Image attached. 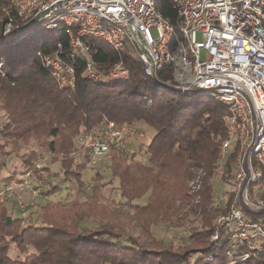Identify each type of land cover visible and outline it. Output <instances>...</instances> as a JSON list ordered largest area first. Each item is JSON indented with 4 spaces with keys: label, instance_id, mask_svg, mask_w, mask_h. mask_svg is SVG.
<instances>
[{
    "label": "trees",
    "instance_id": "obj_1",
    "mask_svg": "<svg viewBox=\"0 0 264 264\" xmlns=\"http://www.w3.org/2000/svg\"><path fill=\"white\" fill-rule=\"evenodd\" d=\"M157 10L177 24L169 0H157ZM8 20L12 26L22 24L10 0H0V108L6 114L0 136L5 144L18 148L34 141L38 149L54 155L52 162L60 157L65 181L82 188L84 164L73 170L70 158L78 134L90 132L104 119L119 126L143 122L154 133L146 145V163L128 161L114 149L110 152L111 175L118 180L128 211L101 203L102 185H96L86 201L48 202L34 222L24 225L25 220L12 217L0 199V264H264V250H251L242 261L228 257L229 229L218 241L211 240L215 219L227 211L231 199L230 194L224 205L215 207L211 184L226 134L224 106L209 97L174 94L164 83L166 71L158 74L161 84H156L144 75L128 47L117 53L102 41L91 40L89 53L74 58L63 27L55 30L56 38L38 42L31 35L37 31L13 28L5 33ZM54 51L74 67L73 88L61 86L43 63L42 55ZM87 59L94 62L101 79L84 76ZM119 60L126 64L129 77L108 79V70ZM37 156L36 151L29 152L24 168H32ZM223 173L228 180L227 171ZM101 179L96 175L98 182ZM196 180L201 190L195 194L188 183ZM56 192L54 186L45 194ZM146 194L145 204L137 203ZM189 215L199 225L189 229L186 244H165L152 237L153 225L175 221L181 227ZM249 215L257 220L261 214ZM90 220L99 224L82 227ZM260 246L264 249V241Z\"/></svg>",
    "mask_w": 264,
    "mask_h": 264
},
{
    "label": "built area",
    "instance_id": "obj_2",
    "mask_svg": "<svg viewBox=\"0 0 264 264\" xmlns=\"http://www.w3.org/2000/svg\"><path fill=\"white\" fill-rule=\"evenodd\" d=\"M10 3L22 22L16 30L29 33L63 27L71 57L87 55L91 40H100L117 53L128 47L144 75L156 84H161L158 74L166 71L169 77L164 83L174 94L209 97L224 106L226 134L216 170L227 171L232 190L227 211L215 219L211 240L218 241L229 229L226 255L240 261L247 259L251 250H264L260 246L264 241V0H169L177 15L176 25L157 10V0ZM45 11L35 23L37 28H22ZM41 58L61 86L74 87L75 69L59 51ZM84 76L101 79L91 59L85 62ZM106 77L127 80L129 70L124 61H117ZM128 134L132 135L128 126L106 119L96 129L78 134L74 143L79 149L70 153L73 166L86 159L87 166L95 167L112 149L124 154ZM79 150L85 154L80 155ZM44 173V166L33 164L2 186L0 199L10 200L17 188L43 196L47 191ZM191 186L195 194L201 190L199 180ZM198 199L196 196L195 201ZM213 204L217 207L220 202ZM252 213L261 215L254 220Z\"/></svg>",
    "mask_w": 264,
    "mask_h": 264
},
{
    "label": "rangeland",
    "instance_id": "obj_3",
    "mask_svg": "<svg viewBox=\"0 0 264 264\" xmlns=\"http://www.w3.org/2000/svg\"><path fill=\"white\" fill-rule=\"evenodd\" d=\"M8 23H10L9 20L4 25L5 33L11 31L13 28L16 29V26H11L13 23L11 25ZM32 27L37 28L38 25L35 24ZM31 35L37 37L38 42H41L51 38H56L58 36V32L55 30H40L31 33ZM131 56L134 57V54H131ZM5 117V112L0 108V131L2 130V123L5 120ZM128 127L129 132H131L132 135L128 134L127 136V144L124 154H119L128 161L133 159V161L146 163V145L151 139L154 131L143 122H135L132 126ZM74 139L71 152L77 149ZM31 151H36L38 153L34 164L39 163L45 168L44 177L46 178V181L43 187L44 190L49 191L54 186L58 187V194L54 195L50 199L53 201L51 202L52 204L84 202L88 199V197L91 196L92 189L96 185H102L100 202L106 204L114 203L119 209L128 211V207L125 205V200L120 196L118 191V180L113 178L111 175L110 155L104 162L99 163L95 167L87 166L86 159H84V161H80L77 164V166L84 164V168L81 170L83 187L78 188L74 182H67L64 180L60 157H57L58 161L52 162L54 155L52 153H46L41 149H38L34 141H31L29 146L19 145L18 148H14L12 145L5 144V140H3L0 136V183H3L4 185L5 183H9L11 180H16V178L23 171H25L23 162L25 159H28L27 154ZM4 153L11 154L6 157ZM78 153L82 156L85 154L83 152L81 153L80 150ZM73 162L74 160H72V169L75 170L77 166L74 167ZM223 174L215 173L213 179L211 180V184L214 189L213 201L218 200L220 205L225 204L232 190L230 178L225 180L222 178ZM96 175H99L102 178L101 182L96 180ZM191 183H193V181L188 183V188L192 193L193 188ZM1 189L2 187L0 190ZM147 197L148 194L140 199L138 203L144 204L147 200ZM43 199L44 198L42 196L40 197V195H35L30 190L21 191L17 188L10 200H1V202L7 208L10 215H12V213L17 215L19 212V214H21L22 218L25 220V225L27 224L26 222H34V220H36L40 205L43 203ZM98 224V221L90 220L84 222L82 227L91 228L97 226ZM198 225V220L195 219L194 216L189 215L186 222L181 227H179L175 221L170 223H158L151 227V234L156 240H160L165 244L170 242L173 245L178 246L187 243L189 229ZM11 255L15 256V252H12Z\"/></svg>",
    "mask_w": 264,
    "mask_h": 264
},
{
    "label": "water",
    "instance_id": "obj_4",
    "mask_svg": "<svg viewBox=\"0 0 264 264\" xmlns=\"http://www.w3.org/2000/svg\"><path fill=\"white\" fill-rule=\"evenodd\" d=\"M46 14L45 12H41L39 14H37L36 16H34L27 24H25L22 28L23 29H28L31 26H33L36 22H38L44 15ZM170 90H172L170 87H168Z\"/></svg>",
    "mask_w": 264,
    "mask_h": 264
},
{
    "label": "crops",
    "instance_id": "obj_5",
    "mask_svg": "<svg viewBox=\"0 0 264 264\" xmlns=\"http://www.w3.org/2000/svg\"><path fill=\"white\" fill-rule=\"evenodd\" d=\"M3 186V183H0V188ZM59 191V190H58ZM56 194H58L57 192L55 193V194H53V195H50V196H46V194L45 195H43L42 197L44 198L43 199V203L40 205V207H42V206H44L46 203H48V202H53V201H51L50 199L54 196V195H56ZM138 201L139 200H137V203H138ZM145 204V203H144ZM14 212H15V210H14ZM12 217H22V215L21 214H19V212L17 213V215L16 214H14V213H12Z\"/></svg>",
    "mask_w": 264,
    "mask_h": 264
}]
</instances>
